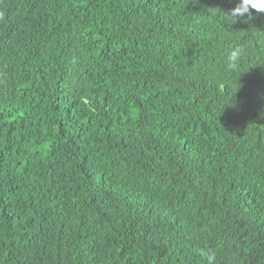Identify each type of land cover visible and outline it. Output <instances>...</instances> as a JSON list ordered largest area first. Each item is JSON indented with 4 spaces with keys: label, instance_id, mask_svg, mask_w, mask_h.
I'll return each mask as SVG.
<instances>
[{
    "label": "trees",
    "instance_id": "16d2710c",
    "mask_svg": "<svg viewBox=\"0 0 264 264\" xmlns=\"http://www.w3.org/2000/svg\"><path fill=\"white\" fill-rule=\"evenodd\" d=\"M238 2L0 0V264H264V13Z\"/></svg>",
    "mask_w": 264,
    "mask_h": 264
},
{
    "label": "clouds",
    "instance_id": "9594fccd",
    "mask_svg": "<svg viewBox=\"0 0 264 264\" xmlns=\"http://www.w3.org/2000/svg\"><path fill=\"white\" fill-rule=\"evenodd\" d=\"M252 10H255L257 14L264 13V0H239L235 8L231 9L230 11H223V19L225 22H231L239 17L246 16V18L250 20L253 17ZM245 55L246 50L244 47L240 46L239 44L230 46L226 56V70L235 71L242 62ZM84 103H87V100H85ZM214 260V255L209 257L210 264Z\"/></svg>",
    "mask_w": 264,
    "mask_h": 264
}]
</instances>
